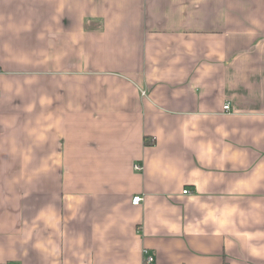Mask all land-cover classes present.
<instances>
[{"label": "crops", "instance_id": "crops-1", "mask_svg": "<svg viewBox=\"0 0 264 264\" xmlns=\"http://www.w3.org/2000/svg\"><path fill=\"white\" fill-rule=\"evenodd\" d=\"M145 251L264 264V0H0V264Z\"/></svg>", "mask_w": 264, "mask_h": 264}, {"label": "built area", "instance_id": "built-area-1", "mask_svg": "<svg viewBox=\"0 0 264 264\" xmlns=\"http://www.w3.org/2000/svg\"><path fill=\"white\" fill-rule=\"evenodd\" d=\"M224 108H225V110H229V109H230V104L227 103V104L224 106ZM134 168H135L136 170H142V169H143V166H142L141 164H139V163H136V164L134 165ZM184 193H189V190H188V189H185V190H184ZM132 201H133V204H135V205H139V204L143 201V197H142L141 195H137V196H135V197L133 198ZM145 255H146V261H147V263H149V264H153V263L155 262V258H154V256L148 255V252H147V251H145Z\"/></svg>", "mask_w": 264, "mask_h": 264}]
</instances>
